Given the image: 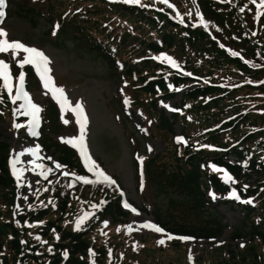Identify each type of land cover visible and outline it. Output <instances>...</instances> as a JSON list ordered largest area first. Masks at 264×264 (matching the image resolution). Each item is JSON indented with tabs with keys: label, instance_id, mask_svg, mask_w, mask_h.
Listing matches in <instances>:
<instances>
[{
	"label": "rangeland",
	"instance_id": "rangeland-1",
	"mask_svg": "<svg viewBox=\"0 0 264 264\" xmlns=\"http://www.w3.org/2000/svg\"><path fill=\"white\" fill-rule=\"evenodd\" d=\"M179 1L182 0H169L173 5L170 8L159 0H140V4L123 3L122 0H76L67 4L54 0H7L8 7L1 18L0 28L8 33L9 41L34 47L49 58L50 75L55 86L64 89L72 107L80 103L87 116L84 138L92 160L115 183L84 184L72 175L64 176L63 173H75L96 181L97 177L88 168L82 172L83 175L62 165L56 168V164H59L56 162L58 151L63 148L72 152L75 149L63 141L80 135L76 115L70 109L62 110L59 107L62 112L70 114L71 120L65 114L60 117L46 107L50 101L44 96L45 92L49 91L56 103L57 100L50 90L44 88L31 65H25L23 69L18 67V61L25 53L20 52L15 59L11 52L0 53V60L10 65L13 74L12 95H15V79L23 71L26 90L34 103L43 108L38 114L41 127L30 130V127H26L20 103L18 100L12 102L0 80V141L6 145L3 162L5 174L11 179L8 186H0V235L4 236L1 264L26 262L32 252L38 259L42 254L37 253L40 250L48 259L58 250L60 240L57 239L59 233L50 225L47 228L46 222L49 220L70 229L76 228L77 219L85 213L90 215L81 226L86 225L89 248L85 254L75 255L84 264H264V245L257 238L234 239L230 233L242 216L239 203L235 204L232 200L217 202L216 197L211 199V204H207L216 205L227 224L219 235L206 236L173 230L197 231L206 228L202 219L204 212L191 208L174 184L156 176L157 173L165 177L160 170L174 166L171 153L176 156L180 152L176 149L179 127H175L173 135L157 128V112L150 111L135 96V81L131 83L129 76L122 77V71L114 66H106L97 54L88 49L90 44H94L93 41H109L105 32L110 28H113L112 33L119 34L125 27L123 19L135 18L121 11V6L133 5L140 10L153 12L158 23L165 26L164 29L169 27L168 22L176 32L173 48L163 49L148 59L156 66L153 68L155 78L164 76L167 71L184 82L179 85L182 89L188 87L202 91L188 105L199 104L209 108H200L197 115L189 114L188 118L197 121L199 114H217L215 124L223 127L226 133L224 143L233 141L231 137L264 163V15H256L257 11L264 12V8H257L259 0L257 4L251 0ZM78 6L81 9L78 15L71 17V26L66 25L65 21L70 14L59 19L62 10ZM113 17L119 21L117 25L113 23L115 21L110 22ZM56 21L60 25L55 29ZM102 21H106L108 26L101 24ZM52 22L53 27L50 28ZM76 25L88 37L74 39L78 35ZM103 26L105 29L101 30ZM180 46H183L180 51L185 49L183 57L177 52ZM188 47L196 51L189 52ZM203 55L208 58L207 64L206 57H199ZM117 57L122 62L127 58L136 62L128 45ZM164 57H171L176 66ZM184 57L187 58L185 65L182 62ZM35 79L39 84L34 82ZM139 96L145 102V95L141 93ZM152 97L168 115L180 94L178 92L170 100ZM128 105L132 106L131 112ZM50 111L53 113L50 114ZM186 114L187 111L183 110L178 117ZM16 124L21 127H15ZM195 126L192 123L190 132L186 133L189 140L193 137L203 141L201 131L190 134ZM32 131L37 134L32 135ZM41 140L45 144H41ZM47 140L53 145L46 147ZM28 149H38L39 159L33 157ZM134 152L137 153L136 157L132 156ZM17 157V169L24 170L19 180L13 174L11 163ZM33 160L43 165L44 169H52L46 179L39 175L41 169L34 168ZM139 161L140 168L134 165ZM227 161L234 163L231 158ZM204 171L217 175L223 181L227 180V172L221 168L206 166ZM69 184L73 186L69 187ZM241 185L246 187L247 183ZM208 194L215 195L210 191ZM263 198V194L259 193L248 199H234L239 202L250 200L251 204L261 206V211L257 208L254 211L260 212L257 219L264 220ZM63 199L65 208L60 203ZM125 202L130 205L129 208L124 207ZM114 206L123 213L116 215L112 211ZM41 208L45 214L37 217V210ZM160 221L165 222L168 228ZM145 222L161 227L164 233L139 227ZM128 225H132L131 233L126 227ZM168 235L189 239L169 240ZM161 239L165 240L164 244L158 243ZM36 240L39 243H35ZM20 251L26 255L18 258ZM65 253L67 251H60L58 264L67 258ZM240 256H243V260Z\"/></svg>",
	"mask_w": 264,
	"mask_h": 264
},
{
	"label": "trees",
	"instance_id": "trees-1",
	"mask_svg": "<svg viewBox=\"0 0 264 264\" xmlns=\"http://www.w3.org/2000/svg\"><path fill=\"white\" fill-rule=\"evenodd\" d=\"M184 1L185 0L179 1V3H183ZM121 7V11L135 16V18H128V20L133 21L134 24L129 22L127 19H123L122 22L125 27L120 32L119 37L121 38L120 44H123V42H125V44L121 49L117 50L124 51L125 46L128 45L130 51L133 53L136 59V62H124L122 66L125 76L127 78L129 76L132 79L131 83L135 81V85L133 84V90H135L136 93L135 96L140 102L144 103L150 111L157 112V128L159 127V129L165 130L167 133L172 135L175 132V127L177 126L179 127L180 132H183L182 134L187 138V143L181 154H177L175 156L174 153H171L174 166L168 170H160L166 176L164 177V175L157 173L156 176L159 178H165V180L170 181L171 185L174 184L179 190L178 193L181 195L182 199L187 200L190 203L191 208L204 212L202 219H204L203 222L206 225H203L206 228H199L197 231L193 229L182 230L176 228L173 230L181 232L185 231L198 235L217 236L223 231L227 224L223 220V215L215 208L216 205H207L209 204V200L205 190V178H202V175H206L204 174V172H206L204 171L206 167V161H212L227 171L234 180V187L237 188L238 192L242 193V196L247 197H251L259 193H262L264 197V163H261L260 157L255 156V153L251 152L250 149H246V146L236 143L233 138L230 137V139L233 141L224 143L226 140L223 138L226 136V133H224L222 130L223 127H219V125L215 124L216 120L218 119L216 116L217 114L212 113L205 116H201L199 114L197 121H191L188 118L189 114L197 115L200 108H209V106L203 107V105L199 104L192 106L188 105V102L192 101L198 94L203 92L200 90H190L188 87H185V90L182 89L183 87H179V85L183 84L184 82L181 79L173 76V74L167 73V71L164 76L155 78V75H153V68L156 66L152 62L148 61L151 55H157L158 53L164 51L163 49L173 48L175 45L174 41L176 32L168 22L167 25L169 27L167 29H164L165 26L162 24L156 25V21L158 20L156 19V16L153 12L140 10L136 7H133V5ZM118 23L119 21L117 24ZM71 24H73L72 20H69L66 23V25L69 26H71ZM66 25L63 27L66 29H71ZM104 26L101 28V30L105 29ZM75 30L78 32V35L74 36V39L87 36L81 31V29L77 27V25L75 26ZM105 33L107 34L108 31ZM177 40L181 41L180 38ZM93 43L94 44H90L88 49L97 54L103 63L106 64V66L113 67L112 58L105 49L103 50V45L101 46L99 41H93ZM182 48L183 46H180L177 52L183 57V54H185V49L183 50L184 53H182L183 51H180ZM188 49L189 52L196 51V49L193 50L189 47ZM199 57L203 59L206 56L203 55ZM205 61V64H207V57L205 58ZM182 62L183 65H185L187 58L184 57ZM171 70L176 72L174 69ZM178 92L180 97L178 101L174 102L175 111L170 112L168 115L162 108L158 106V104L155 102V99L152 97L155 96L156 99L166 100L170 99ZM141 93L145 95V102H143V98L141 99L139 96ZM210 108H214V106H211ZM48 109L53 110L51 106H48ZM183 110H186L187 114L182 118H179L178 115ZM52 113L53 111H50V114ZM177 122L179 123L178 125L176 124ZM192 123H195L196 126L194 127L193 132L190 134L192 135L198 131H201V134H204V138H202L203 141L194 139L193 137H191V140H189V135L186 133L190 132L189 127L192 125ZM40 142L41 144H45L44 140H41ZM46 142L48 143L46 147L53 145V143H51L49 140ZM5 150V143L0 141V170L2 171L0 174L1 187H6L11 183L10 177L8 178L5 174L3 162L5 160ZM58 152L59 156L56 158V161L60 165L75 171L79 175H82V168L73 151L70 152L61 148V150ZM228 155L234 158V163H227ZM155 158L156 154L153 155L154 161ZM168 166L169 165L163 166V168ZM206 177L214 190L218 192H223V190H225L226 183L221 181L219 177L212 174L209 175L208 173ZM244 182L247 183L246 187L241 186V184ZM227 185L229 184L227 183ZM163 186L168 188L167 185ZM262 201H264V198ZM60 203L62 208L66 207L64 199L61 200ZM241 208L243 210L242 216L239 218L237 223L233 225L230 231V233L233 235V238H245L247 240L257 238L260 243L264 245V220H262V218H256L257 215L260 217L259 211L262 209L261 206L259 208L258 205L255 206L253 203H244ZM256 208L259 210L258 212L254 211ZM112 211L116 215L123 213L121 210L117 209L116 206L112 208ZM43 214H45L43 208L37 210V217H40ZM160 223L166 226L165 222L160 221ZM48 225H50V228L52 227L51 229L54 228L56 233H59L58 235L60 242L58 244V250H56L55 253L48 259L45 257L46 254L40 250L37 253L42 254H40L38 259H36L32 252L26 262L18 263L16 261H12L11 264H58L61 250H65L68 253L67 258L62 262V264H84V262L76 258L75 255L85 254L86 250L89 248L86 225L81 226L79 230H77V228L70 229L57 222L49 220L46 222L47 228ZM41 226H43V224H41ZM42 231L44 236V230ZM3 243L4 236L0 235V253L3 250ZM35 243H39L38 240H36ZM25 255V252L20 251L17 257L20 258ZM240 257L243 260V256Z\"/></svg>",
	"mask_w": 264,
	"mask_h": 264
},
{
	"label": "snow or ice",
	"instance_id": "snow-or-ice-1",
	"mask_svg": "<svg viewBox=\"0 0 264 264\" xmlns=\"http://www.w3.org/2000/svg\"><path fill=\"white\" fill-rule=\"evenodd\" d=\"M123 3H134V4H140V0H122ZM160 3L166 4L168 7H173L169 3V0H159ZM253 4H257V0H251ZM5 7V0H0V18L4 17L5 13L3 11ZM258 9L264 8V0H259V3L257 4ZM257 17H260L264 15V12L257 11ZM181 22H183L181 20ZM58 27V26H57ZM55 34V33H53ZM8 33L0 28V53H8L11 52L13 54V59H15L16 55H18L20 52L25 53L26 55L23 56L21 60L18 61V67L20 69H23L25 65H31L36 73L39 75L41 81L43 82V86L45 89H48L51 91L53 98L57 100V102L60 104L61 109H70L75 115H76V122L80 126V135L78 137L69 138L67 140H64L63 142L71 144L74 148H78L81 157L84 159V162L88 168L89 172H92L96 177V181H92L88 179L85 176H77L75 173H68L64 172V176L72 175L75 180L81 181L84 184H90V183H100V182H107L109 184L115 183L109 176H107L102 170L99 169L98 165H96L95 161L92 160L91 156L88 154L87 147L85 144V138H84V130L85 126L87 124V116L84 114L83 107L80 103H76L75 107H72L70 102L68 101L64 89L55 86L52 76L50 75L51 69L49 67L50 60L49 58L41 51L34 47H29L24 45L23 43L19 41H9L7 39ZM235 54V53H234ZM164 59L169 60L173 66L175 65V61H172L171 57H164ZM190 75V74H188ZM18 80V84L15 86V95L13 96V74L10 69V65L6 63L3 60H0V80L3 81L2 87L7 90L9 97L11 98L12 102L15 103L17 100H24V104H21L20 107L24 109L23 115L30 116L31 120L29 121L30 124V130L34 129L39 124V112L41 111L40 107L34 104L29 96V94L24 90V84H25V73L23 71H20L18 74V77H16ZM67 123L68 121H64ZM15 127L19 128L21 125L16 124ZM32 135H36L37 133L35 131H32ZM63 139V138H62ZM183 138L178 137V142H181ZM33 157L37 156L38 149H28L27 150ZM23 153H21L22 155ZM50 159V158H49ZM12 169L13 174L17 177L19 180L21 175L23 174V169H17L16 165L19 163V157L14 159L12 162ZM34 165V168L41 169V172L39 175L44 176L45 179L47 178V174L52 171L51 168L44 169V166L41 164L36 163V160H33L31 162ZM60 164H56V168H60ZM226 179H231V177H227ZM72 184H69V187H72ZM47 191V189H45ZM232 196L236 199H239L236 192L233 191ZM24 199H27L25 197ZM245 203H251V201H244ZM51 203V201H50ZM95 207V205L93 206ZM124 207L128 208L130 205H128L126 202L124 204ZM133 212H135V209H132ZM89 213H85L83 216L79 217L76 221V228L77 230L80 229L81 225L84 223L86 219L89 217ZM105 226H107V222H105ZM128 229V232L131 233L133 231L132 225L126 226ZM139 227L148 228L152 231L158 232V233H164V229L161 227L156 226L155 224H151L148 222H145ZM138 230V229H137ZM119 231V229H117ZM174 238L187 240L188 237H173L171 235L167 236V239L171 240ZM36 239H40L39 237H36ZM59 239V237H57ZM159 244H164L165 240L161 239L158 241ZM65 256H67V253H65ZM191 259V257H190Z\"/></svg>",
	"mask_w": 264,
	"mask_h": 264
}]
</instances>
